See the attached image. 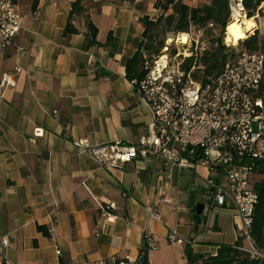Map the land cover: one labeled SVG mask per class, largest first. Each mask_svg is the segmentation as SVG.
Listing matches in <instances>:
<instances>
[{"label": "crops", "instance_id": "1", "mask_svg": "<svg viewBox=\"0 0 264 264\" xmlns=\"http://www.w3.org/2000/svg\"><path fill=\"white\" fill-rule=\"evenodd\" d=\"M72 1L16 0L21 28L14 45L0 48V76L21 68L0 97V257L10 264L135 258L147 232L157 245L147 264H186V249L213 256L234 245L240 221L231 208L208 207L204 167L199 178L148 157L107 169L75 151L73 138L131 143L148 133L151 108L125 65L141 40L140 18L160 11L158 0H91L96 43L85 47L83 16L72 20L78 33L63 34ZM170 230L183 241L169 242Z\"/></svg>", "mask_w": 264, "mask_h": 264}, {"label": "built area", "instance_id": "2", "mask_svg": "<svg viewBox=\"0 0 264 264\" xmlns=\"http://www.w3.org/2000/svg\"><path fill=\"white\" fill-rule=\"evenodd\" d=\"M229 2L230 20L233 9L244 14L241 0ZM20 28L16 0H0L1 49L15 44ZM16 51L22 54L25 49L17 46ZM183 59L170 64L165 55L164 61L159 59L152 67L145 61L144 78L132 81L152 111L148 133L131 143L91 145L85 139L73 138L71 144L78 154L91 157L107 169L148 157L158 159L164 166L191 171L198 177L196 168L204 167L208 175L201 177L202 190L208 207L231 208L240 221L239 236L246 243L238 248L253 258H264L250 236L258 203L253 180L257 169L264 167V91H261L264 54L240 49L220 73L205 82L193 78L194 66L189 71L181 68ZM20 71V67H15L13 73L0 76V97L5 89L15 86V76ZM149 214L154 220L161 218L158 212ZM144 240L146 246L135 258L113 257L85 264H147L146 252L157 245L150 232L145 233ZM167 240L183 241L176 230L169 231ZM1 243L6 246L7 241L2 239ZM0 264L10 263L0 257Z\"/></svg>", "mask_w": 264, "mask_h": 264}, {"label": "trees", "instance_id": "3", "mask_svg": "<svg viewBox=\"0 0 264 264\" xmlns=\"http://www.w3.org/2000/svg\"><path fill=\"white\" fill-rule=\"evenodd\" d=\"M91 0H73L69 11L67 23L64 27L63 34L71 36L79 32L73 25L72 20L76 16L86 18V44L85 47L96 43L97 28L88 19L87 10L88 3ZM189 1L202 2L199 5H190ZM264 0H241L243 11L246 17L251 18L259 12L260 6ZM155 8L159 9L160 14L156 19H150L144 15L140 18L144 30L138 49L134 55L126 60V76L130 81L139 82L147 73L145 69V61L147 57L158 56L164 47L163 36L167 32H184L188 33L189 28H205L210 23L219 29L220 35L216 37L212 47L204 50L201 55L193 53L185 57L181 63V68L189 71L193 66V78L205 82L208 77L220 73L230 57H234L235 53H226L228 50L223 43L222 37L226 26L230 21V2L229 0H158ZM159 36L162 39L155 45L153 41ZM113 40L111 34L108 40ZM244 50L249 52H261L264 54V38L258 31L252 35L241 39ZM171 54L175 55L176 51L171 50ZM199 66V67H198ZM201 66V67H200ZM261 91H264V80L261 82ZM253 180V190L258 194V203L254 211V221L251 228L250 236L254 247L261 253H264V167L257 169ZM39 229H42L40 226ZM246 246L242 237L239 236L234 245L222 244L213 256H203L193 253L186 249V264H264V258H253L249 252L241 250L238 247Z\"/></svg>", "mask_w": 264, "mask_h": 264}, {"label": "rangeland", "instance_id": "4", "mask_svg": "<svg viewBox=\"0 0 264 264\" xmlns=\"http://www.w3.org/2000/svg\"><path fill=\"white\" fill-rule=\"evenodd\" d=\"M190 5H199L202 2L197 1H189ZM259 12H257L254 15V21L256 24V28L247 36L252 35L255 31H258L259 35L264 38V2H262L260 6ZM240 18L245 17V15L242 12H239ZM232 19V17H231ZM231 21V20H230ZM188 42L186 44H180L176 39L180 35V32H167L163 36L164 39V47L161 50V54L158 56H151L149 57L147 55V52L145 53V56L147 57V62L150 67L154 66L155 61H158L160 59V56H165L168 58V62L170 64L175 63L177 61H180L183 59V57L190 56V51L193 53H197L198 57L201 55V53L204 50H208L212 47L216 37L220 35L219 29L215 26H207L205 28H196L194 26H191L189 28L188 33ZM225 34L226 30L223 34L222 40L225 44ZM162 39V36H159L156 40L153 41V45L157 44L159 40ZM168 39H173V41H169ZM243 39V38H242ZM226 53L229 55V53L232 51L236 53L238 50L242 49V43L241 39L237 41V44L231 45L228 44ZM174 49L176 53H180L178 56L172 55L171 50ZM186 54V55H185ZM233 57H230L232 59ZM199 67V66H198ZM201 67V66H200ZM257 176H254V179Z\"/></svg>", "mask_w": 264, "mask_h": 264}, {"label": "bare ground", "instance_id": "5", "mask_svg": "<svg viewBox=\"0 0 264 264\" xmlns=\"http://www.w3.org/2000/svg\"><path fill=\"white\" fill-rule=\"evenodd\" d=\"M233 18L226 26L225 42L230 43L231 45L237 44L239 39L245 38L250 34L255 28L256 24L254 18L243 17L240 18V14L236 9H233L232 12ZM180 44H186L188 42V35L184 32L176 39ZM171 39H168V42ZM165 56H161L160 62L164 61Z\"/></svg>", "mask_w": 264, "mask_h": 264}, {"label": "water", "instance_id": "6", "mask_svg": "<svg viewBox=\"0 0 264 264\" xmlns=\"http://www.w3.org/2000/svg\"><path fill=\"white\" fill-rule=\"evenodd\" d=\"M171 41H173V39H171ZM202 208H203V204L200 203L191 209V213L194 218H198L200 216Z\"/></svg>", "mask_w": 264, "mask_h": 264}]
</instances>
